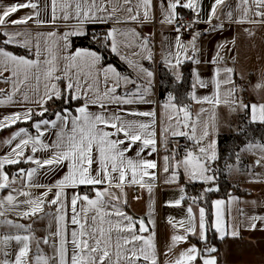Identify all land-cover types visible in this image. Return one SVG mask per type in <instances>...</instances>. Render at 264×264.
<instances>
[{"label":"snow or ice","instance_id":"obj_1","mask_svg":"<svg viewBox=\"0 0 264 264\" xmlns=\"http://www.w3.org/2000/svg\"><path fill=\"white\" fill-rule=\"evenodd\" d=\"M22 10L28 11L13 19ZM202 13L203 0L0 4V109H16L0 114V131L15 129L0 140L7 148L0 155V264H222L211 233L225 241L264 231V215L239 207L264 208V200L231 193L227 200L208 198L220 191L225 173L264 184V136L253 135L258 126L264 130V64L253 82L229 55L234 38L205 61L202 33L195 30L200 23L213 32L225 23L248 25L243 31L255 37L264 28V0H213L207 19ZM157 22L174 33L171 39L162 34L159 53L155 34L142 31ZM83 39L96 47L77 46ZM157 55L181 88L184 66L191 65L189 87L168 92L160 105L159 133L155 108L136 107L154 103ZM204 64L212 66L208 78ZM201 89L209 91L198 94ZM225 113L237 120L229 122ZM225 127L245 138L227 160L220 149ZM21 164L30 167L5 170ZM160 175L179 192L164 206L184 210L180 218L167 217L172 232L163 250L155 202ZM45 177L51 182L42 183ZM187 184L205 187L191 196ZM134 187L149 194L145 216L127 210V189Z\"/></svg>","mask_w":264,"mask_h":264},{"label":"crops","instance_id":"obj_2","mask_svg":"<svg viewBox=\"0 0 264 264\" xmlns=\"http://www.w3.org/2000/svg\"><path fill=\"white\" fill-rule=\"evenodd\" d=\"M17 0H0V4H11L15 3ZM213 0H203V13L202 17L203 19H207L208 11L210 10V6L212 4ZM229 3H235V0H229ZM28 10H22L21 12H18L15 14L14 18H17L21 15H23ZM190 15V13H188ZM187 16V14H186ZM159 17V13H157V18ZM217 23V21H213V24ZM19 27H25V26H19ZM244 27H250L248 25H236V24H228L225 23V27L222 31L219 32H213L208 31L209 25L205 23H200L196 25L195 30L201 31L202 35L198 41V45L201 48V56L205 61L210 59L216 52L217 47L222 42H228L231 41L233 38L236 41L235 48L229 53V55H236L238 58V68H243L247 74H251V79L253 82L256 79V73H258V70L260 69L261 65L264 64V28H256V36L255 37H249L244 31ZM139 30V29H138ZM142 31L144 33H154L155 34V42L157 45V51L159 53V45L163 39V35H166L171 39L174 36V33L172 32L170 27L161 26L158 22L156 24L146 25ZM191 33H185L184 39H190ZM231 47V46H230ZM159 57V55H158ZM160 60V57H159ZM146 66L147 62H146ZM155 72H156V86L154 89L155 95L150 97L151 100L154 101L153 104L148 105H137L136 107L140 110H149L152 108H155L157 113V130L159 133V127H160V121L162 120L161 116V108L160 105L166 100V97L164 99H160L159 97V77H158V69H155L154 65L151 66ZM202 68V75L205 78H208L211 75L212 66L209 64H204L201 66ZM209 90L207 89H201L199 90L198 94H207ZM248 98L255 100L256 97L251 92L248 93ZM198 107V106H197ZM16 109H0V114H7L8 112L15 111ZM226 118L229 122H233L237 120V117L235 115L229 116L227 113H225ZM233 127L235 125L233 124ZM34 132L33 129H30ZM14 131V130H13ZM9 131L7 133H2L0 131V140H3L7 138L11 132ZM234 131L230 130L229 128L225 127L221 135L231 134ZM7 151L6 147H0V155H3ZM135 152V149H133V153ZM133 153H129V155H132ZM146 154V153H145ZM163 153H161L162 155ZM151 158V157H150ZM245 162H250L251 157H245ZM11 167V169H9ZM5 170L14 173L17 168L19 167H30V165H15V166H9ZM159 171V169L157 170ZM257 171H260L257 169ZM58 178V177H57ZM225 182L235 185L238 188V191H231V195L233 196H239L243 200H264V184H249L246 182V178L241 175H232L229 176L228 174H225ZM158 186L155 190V202H156V220H157V234H158V241L161 250L164 249L165 245L168 242V239L171 235L172 229L167 224V217L168 216H175L177 218H180L184 215V210L182 208H169L165 207V202L168 200H174L177 199L179 196L178 190L175 188V186H169L163 184V175L158 176ZM42 183H49L50 178H42ZM181 183H186V181L182 178ZM219 184L221 185V182L219 181ZM198 185V189H191L193 192L191 196H196L200 192L203 191V188L205 185L201 184H187V192L188 187ZM195 193V194H194ZM128 194V201L130 207L127 209L130 214H135L137 216H145L148 204H149V194L146 190H141L135 187L127 189ZM189 194V193H188ZM141 197L139 200L136 199V197ZM228 199V196L226 197H215L213 200L216 199ZM188 202L186 201V204ZM205 206V205H204ZM239 207L244 208V210L248 213L256 212L257 214L264 215V208H256L253 209L250 204H241ZM231 215L235 217V220L237 223L240 221V216L237 211V207L233 206ZM38 227L43 228V225H39ZM38 234H43L38 233ZM243 239L240 240H232V239H226L225 241H218V238L215 242L212 241V243L220 249V257L222 260V264H264V231H256V232H248V231H242ZM191 243L198 244V241L195 238H191ZM181 247H187V245H181Z\"/></svg>","mask_w":264,"mask_h":264},{"label":"trees","instance_id":"obj_3","mask_svg":"<svg viewBox=\"0 0 264 264\" xmlns=\"http://www.w3.org/2000/svg\"><path fill=\"white\" fill-rule=\"evenodd\" d=\"M186 14L188 15L187 12H185V15ZM94 30L97 31L98 28H94ZM76 44H77V46H81V47H96V45L92 44L90 41H88L86 39L77 40ZM9 50H11L17 54H20V55L25 54V51L23 49H20V48L10 47ZM108 60H109V62L118 63L116 58L111 56V55L108 56ZM190 68H191L190 64H187L184 66L183 70L185 73L186 82L184 83L183 88H181L180 86H178L173 81L171 75L166 71V69H164L162 64L159 63L158 77H159V97H160V99H164L167 96V93L170 91L180 92L182 94L183 91L189 87L190 82H191ZM121 69L127 72V69L123 65H121ZM53 107H55V106H53ZM15 127L19 128V127H30V126L24 125V124H17ZM13 130H15V129L14 128L13 129H5L2 131V133H7V132L13 131ZM253 135H255L257 137L264 136V130H261L258 126V130L255 133H253ZM244 139L245 138L243 136L237 137L235 132H233L231 134L221 135L220 136V149H221V154H222L223 159L227 160L233 149H236L238 147H242L243 146L242 141H244ZM222 163L223 162H221V166H222ZM9 169H11V167H9ZM225 174L222 175L220 180H219L221 182L220 191L208 194L209 200H213V198H215V197H226L233 190L238 191L237 187H234L232 185H228V183L225 182V179H224ZM188 188H189L188 189L189 195H191L193 193L191 191V189L194 188V189H196V191L199 190L198 185H193V186H190ZM205 207L209 210V212H211V205L210 204H206ZM210 219H211V217H210ZM210 239H211V242L212 241L215 242L217 240L216 234L214 232L210 234ZM217 242H219V240Z\"/></svg>","mask_w":264,"mask_h":264},{"label":"built area","instance_id":"obj_4","mask_svg":"<svg viewBox=\"0 0 264 264\" xmlns=\"http://www.w3.org/2000/svg\"><path fill=\"white\" fill-rule=\"evenodd\" d=\"M156 24V23H155ZM97 31H99V28H98V30ZM158 52V51H157ZM158 66H159V57H158V55H157V63L154 65V67H155V69H158ZM136 189V188H135Z\"/></svg>","mask_w":264,"mask_h":264},{"label":"rangeland","instance_id":"obj_5","mask_svg":"<svg viewBox=\"0 0 264 264\" xmlns=\"http://www.w3.org/2000/svg\"><path fill=\"white\" fill-rule=\"evenodd\" d=\"M228 185H231V184L228 183ZM232 186L237 187V186H235V185H232Z\"/></svg>","mask_w":264,"mask_h":264}]
</instances>
